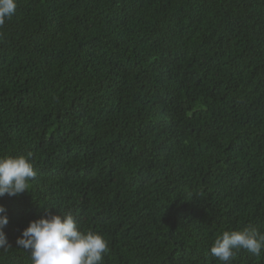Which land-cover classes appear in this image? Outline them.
<instances>
[{"label":"trees","instance_id":"1","mask_svg":"<svg viewBox=\"0 0 264 264\" xmlns=\"http://www.w3.org/2000/svg\"><path fill=\"white\" fill-rule=\"evenodd\" d=\"M29 153L0 264H32L15 239L47 212L103 235L102 264H222L224 231L264 233V0H17L0 157Z\"/></svg>","mask_w":264,"mask_h":264},{"label":"clouds","instance_id":"2","mask_svg":"<svg viewBox=\"0 0 264 264\" xmlns=\"http://www.w3.org/2000/svg\"><path fill=\"white\" fill-rule=\"evenodd\" d=\"M17 0H0V26L14 15ZM31 154L0 157V198L29 191L36 177ZM9 223L6 206L0 203V248L10 247L5 229ZM30 252L32 264H102L109 252L108 241L98 232L82 231L72 214L47 212L31 220L15 239ZM247 250L259 257L264 250V233L256 227L224 231L211 246V255L230 264L236 253Z\"/></svg>","mask_w":264,"mask_h":264}]
</instances>
